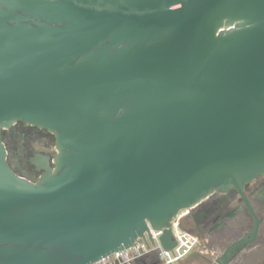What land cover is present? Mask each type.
<instances>
[{
    "label": "water",
    "instance_id": "1",
    "mask_svg": "<svg viewBox=\"0 0 264 264\" xmlns=\"http://www.w3.org/2000/svg\"><path fill=\"white\" fill-rule=\"evenodd\" d=\"M18 121L54 136L36 182L6 161ZM262 176L264 0H0V264H90L149 227L171 249L179 210L235 189L230 264Z\"/></svg>",
    "mask_w": 264,
    "mask_h": 264
},
{
    "label": "flooded vegetation",
    "instance_id": "2",
    "mask_svg": "<svg viewBox=\"0 0 264 264\" xmlns=\"http://www.w3.org/2000/svg\"><path fill=\"white\" fill-rule=\"evenodd\" d=\"M1 140L7 152V164L18 176L36 182L43 173V162L53 168L56 152L54 136L50 132L18 121L2 130ZM244 193L259 219V227L254 242L238 250L230 264H236L241 255L249 254L264 244V216L261 214L264 212V176L247 184ZM244 218L252 222L250 227H244ZM184 222L188 223L200 241L205 238L230 236L228 245L248 234L254 225L235 189L226 192L214 191L190 212ZM193 253L197 255V251Z\"/></svg>",
    "mask_w": 264,
    "mask_h": 264
},
{
    "label": "built area",
    "instance_id": "3",
    "mask_svg": "<svg viewBox=\"0 0 264 264\" xmlns=\"http://www.w3.org/2000/svg\"><path fill=\"white\" fill-rule=\"evenodd\" d=\"M195 207L181 209L171 219L170 231L175 242L171 249H164L160 242L164 229L156 230L149 227V233L144 234L145 240L138 238L128 248L117 250L90 264H149L151 262L155 264H178L183 258L195 252L200 242L196 234L183 228L184 219Z\"/></svg>",
    "mask_w": 264,
    "mask_h": 264
},
{
    "label": "rangeland",
    "instance_id": "4",
    "mask_svg": "<svg viewBox=\"0 0 264 264\" xmlns=\"http://www.w3.org/2000/svg\"><path fill=\"white\" fill-rule=\"evenodd\" d=\"M261 214L264 216L263 211ZM244 221L246 224L244 227L247 228L252 225V222L246 218H244ZM262 225L264 228V223ZM183 228L193 233V230L190 228L187 222H183ZM226 237H221L219 239L205 238L204 240H201L196 250L197 255L191 253L187 257L183 258L178 264H213L215 259L222 254L230 242V236ZM236 264H264V244L259 245L258 248L250 251L249 254L241 255L237 259Z\"/></svg>",
    "mask_w": 264,
    "mask_h": 264
},
{
    "label": "trees",
    "instance_id": "5",
    "mask_svg": "<svg viewBox=\"0 0 264 264\" xmlns=\"http://www.w3.org/2000/svg\"><path fill=\"white\" fill-rule=\"evenodd\" d=\"M17 175V174H16Z\"/></svg>",
    "mask_w": 264,
    "mask_h": 264
}]
</instances>
